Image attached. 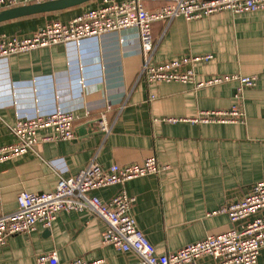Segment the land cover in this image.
<instances>
[{
	"label": "crops",
	"instance_id": "1",
	"mask_svg": "<svg viewBox=\"0 0 264 264\" xmlns=\"http://www.w3.org/2000/svg\"><path fill=\"white\" fill-rule=\"evenodd\" d=\"M49 1V0H43ZM121 3L128 0H116ZM150 10L169 0H142ZM102 0L61 12L0 24V36L24 39L47 22L67 23ZM153 50L145 53L138 29L89 37L80 45H57L0 60V147L15 143L11 128L64 109L74 116L71 141H44L53 130L38 133L33 152L0 163V217L14 212L24 192L51 193L58 181L71 179L95 162L143 164L155 159L159 173L90 192L109 202L125 191L135 198L137 227L158 255L178 251L209 236L240 230L218 212L264 181V11H224L187 21L179 17L152 26ZM209 62L185 66L196 81L240 75L257 77L243 91L245 118L240 123H192L202 111L230 109L237 83L196 89L181 82H148L145 65L155 68L185 57L207 56ZM112 126L105 136L102 117ZM176 119L177 122H169ZM107 223L91 210L61 211L50 229L20 234L0 247V264H37L41 255L56 252L61 262L83 257L107 264L138 261L103 243ZM197 264H218L204 257ZM257 264H264V249Z\"/></svg>",
	"mask_w": 264,
	"mask_h": 264
},
{
	"label": "built area",
	"instance_id": "2",
	"mask_svg": "<svg viewBox=\"0 0 264 264\" xmlns=\"http://www.w3.org/2000/svg\"><path fill=\"white\" fill-rule=\"evenodd\" d=\"M43 0H0V11L19 6L31 5ZM224 11L234 14L264 11V0H169L165 6L150 11L142 0H102L95 9L85 10L67 23L59 20L47 22L31 36H0V60L12 55L57 45H80L89 37H102L112 32L131 28L138 29L141 46L145 53L153 50L152 26L157 22H168L182 17L187 21L201 19ZM211 55L185 57L155 68L145 65L143 73L151 83L181 82L193 84L196 89L229 82H236L235 104L227 110L202 111L191 119L192 123L231 124L240 123L245 118L242 108L243 91L257 84V77L238 75L217 77L200 83L196 81L191 68L182 70L199 62H209ZM169 122H177L169 119ZM74 116L72 112L58 109L55 112L33 119H20L11 128L15 143L0 147V163L13 160L33 152L39 143L38 133L53 130L55 136L44 141H71L74 135ZM99 130L109 136L112 126L103 116ZM162 170L155 159L145 163L103 169L95 162L71 179H60L51 193H21L17 197V209L0 217V247L7 245L9 239L20 234L36 231L39 225L50 229L61 211L91 210L107 223L103 233V243L117 250L133 252L138 261L129 264H197L204 257H211L218 264H257L261 250L264 249V181L250 187L241 199L226 203L218 212L228 215L231 223L244 222L240 230H230L224 234L209 236L204 240L184 248L158 255L155 247L138 229L132 214L135 198L125 191L111 201L103 202L90 192L112 185L125 184L134 179L157 174ZM37 264H107L105 261H89L83 257L61 262L56 252L41 255Z\"/></svg>",
	"mask_w": 264,
	"mask_h": 264
},
{
	"label": "water",
	"instance_id": "3",
	"mask_svg": "<svg viewBox=\"0 0 264 264\" xmlns=\"http://www.w3.org/2000/svg\"><path fill=\"white\" fill-rule=\"evenodd\" d=\"M94 0H49L0 11V24L20 18L77 8Z\"/></svg>",
	"mask_w": 264,
	"mask_h": 264
}]
</instances>
